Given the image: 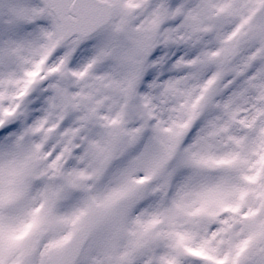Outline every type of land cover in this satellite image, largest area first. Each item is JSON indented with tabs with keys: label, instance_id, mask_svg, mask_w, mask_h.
Masks as SVG:
<instances>
[{
	"label": "snow or ice",
	"instance_id": "snow-or-ice-1",
	"mask_svg": "<svg viewBox=\"0 0 264 264\" xmlns=\"http://www.w3.org/2000/svg\"><path fill=\"white\" fill-rule=\"evenodd\" d=\"M0 264H264V0H0Z\"/></svg>",
	"mask_w": 264,
	"mask_h": 264
}]
</instances>
